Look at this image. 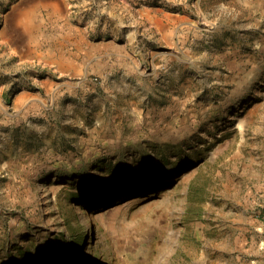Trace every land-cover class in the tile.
<instances>
[{"label":"rangeland","instance_id":"374dc122","mask_svg":"<svg viewBox=\"0 0 264 264\" xmlns=\"http://www.w3.org/2000/svg\"><path fill=\"white\" fill-rule=\"evenodd\" d=\"M264 0H0V264H264Z\"/></svg>","mask_w":264,"mask_h":264},{"label":"built area","instance_id":"2783aa9c","mask_svg":"<svg viewBox=\"0 0 264 264\" xmlns=\"http://www.w3.org/2000/svg\"><path fill=\"white\" fill-rule=\"evenodd\" d=\"M262 217L264 218V213H262Z\"/></svg>","mask_w":264,"mask_h":264}]
</instances>
